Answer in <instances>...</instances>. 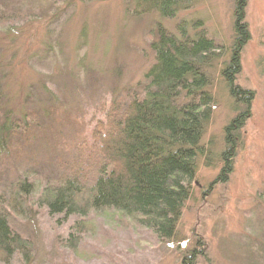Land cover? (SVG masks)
<instances>
[{
  "label": "rangeland",
  "instance_id": "rangeland-1",
  "mask_svg": "<svg viewBox=\"0 0 264 264\" xmlns=\"http://www.w3.org/2000/svg\"><path fill=\"white\" fill-rule=\"evenodd\" d=\"M234 5L235 0H198L170 21L156 12L142 15L148 7L142 0H0V19L8 10H21L28 19L7 28L0 20V89L7 108L17 116L20 111L43 116L32 139L16 140L13 152L0 157L1 199L18 181L38 188L26 197V218H10L12 230L31 242L28 264H182L193 251L195 264H264V0H248L246 9L250 41L237 82L255 97L234 171L227 184L216 182L225 128L236 115L216 63L205 71L215 100L200 144L205 154L174 239L161 241L113 211L91 213L87 231L79 235L73 227L83 218L52 215L39 202L58 163L73 158L74 146L104 121L107 108L142 93L155 65L157 28L176 34L177 25L188 23L192 37L205 32L224 49L223 62L235 40ZM38 85L58 96L55 106ZM33 87L37 95L25 102L23 95L35 92ZM46 106L55 108L59 123L53 114L45 117ZM0 264L27 263L17 257Z\"/></svg>",
  "mask_w": 264,
  "mask_h": 264
},
{
  "label": "trees",
  "instance_id": "trees-1",
  "mask_svg": "<svg viewBox=\"0 0 264 264\" xmlns=\"http://www.w3.org/2000/svg\"><path fill=\"white\" fill-rule=\"evenodd\" d=\"M142 1L148 4L142 15L156 12L163 20L173 21L198 0ZM247 4L248 0H235V40L223 62L226 52L205 32L192 37L188 23L177 25L176 34L159 26L152 44L155 65L147 73L142 95L138 91L124 105L115 102L107 108L104 121L74 146L73 158L58 163V172L42 190L40 206L55 216L83 218L73 227L79 235L87 231L91 213L113 211L133 219L161 241L174 239L182 210L192 195L197 162L205 154L200 148L203 132L213 117L215 100L207 91L210 80L205 71L220 63V76L236 114L225 128L226 147L220 155L222 171L216 182H229L241 132L252 116L254 93L237 82L243 48L250 41ZM20 13L6 11L0 19L2 25L13 26L19 19L24 24L28 19ZM38 86L41 94H47V103L55 106L58 96L46 85ZM33 90L23 95L25 102L35 98L37 90ZM6 98L0 89V157L13 152L16 140L32 139L43 118L34 111H20L17 116L7 108ZM50 107L46 106L43 114H53L59 123L55 108ZM8 189L10 193L2 199L0 195V260L6 263L20 257L28 264L31 242L12 230L10 218H26V197L38 188L24 180ZM70 239L76 246L78 239L74 235ZM196 253H190L182 264H195Z\"/></svg>",
  "mask_w": 264,
  "mask_h": 264
}]
</instances>
